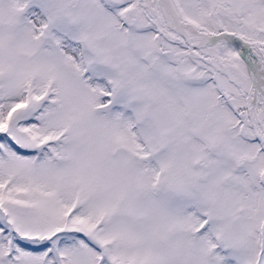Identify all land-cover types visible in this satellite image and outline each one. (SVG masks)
<instances>
[{
  "label": "snow or ice",
  "instance_id": "snow-or-ice-1",
  "mask_svg": "<svg viewBox=\"0 0 264 264\" xmlns=\"http://www.w3.org/2000/svg\"><path fill=\"white\" fill-rule=\"evenodd\" d=\"M0 264H264V0H0Z\"/></svg>",
  "mask_w": 264,
  "mask_h": 264
}]
</instances>
